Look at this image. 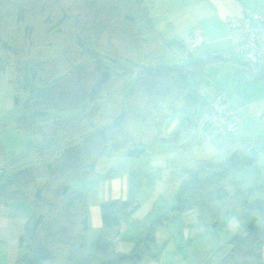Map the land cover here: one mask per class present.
I'll return each mask as SVG.
<instances>
[{
  "label": "trees",
  "instance_id": "1",
  "mask_svg": "<svg viewBox=\"0 0 264 264\" xmlns=\"http://www.w3.org/2000/svg\"><path fill=\"white\" fill-rule=\"evenodd\" d=\"M144 1L0 0V69L13 71L16 102L21 91L28 93L16 128L43 140L28 141L18 157L7 155L0 142V203L32 209L16 264H138L158 252L156 226L185 209L197 210L203 228L235 211L244 216L237 232L201 264H264V184L236 183L233 195L222 186L254 158H240L238 151L191 169L175 204L151 221L128 253H119L114 239L122 217L138 203L102 202L103 226L95 251L86 254V196L73 183L87 179L103 155L140 157L157 142L190 132L198 116H185L169 139L162 136L173 116L199 104L191 79L202 82L207 65L222 58L176 62L188 46L163 38ZM141 63L149 65L133 74ZM256 77L264 79V67ZM48 110L67 113L49 122L36 118Z\"/></svg>",
  "mask_w": 264,
  "mask_h": 264
},
{
  "label": "crops",
  "instance_id": "2",
  "mask_svg": "<svg viewBox=\"0 0 264 264\" xmlns=\"http://www.w3.org/2000/svg\"><path fill=\"white\" fill-rule=\"evenodd\" d=\"M144 3L156 30L166 41H182L189 46L195 35L202 37V44L193 51L191 61L214 51L229 52L236 57L235 60L219 58L207 65L206 70H215L213 78L205 83L211 87L209 92L201 96L194 90L200 97L198 108L184 109L173 116L162 136L169 139L185 116L194 120L200 113L202 101L217 91L225 92L243 121L235 132L209 140L195 141L188 131L178 138L157 142L140 157L125 153L100 157L94 172L72 185L86 196V254L95 251L103 226L102 202L128 199L138 203V209L122 217L121 232L114 239L115 249L128 253L135 241L147 234L151 221L175 204L178 186L190 171L187 166L194 169L205 162L221 161L238 151L240 158H254L223 180L225 192L235 194L236 183L245 187L264 184V79L242 71L243 55L239 57L233 52L238 43L229 36L225 23L227 17L243 16L248 10L264 15V0H145ZM183 55L179 58L185 62L188 59ZM230 60L233 63H229ZM31 214L32 209L27 204L0 203V264L17 263L20 236ZM243 217L235 211L215 227L203 228L199 225L197 210H182L156 226L158 252L138 264H201L237 232ZM261 255L264 262V244Z\"/></svg>",
  "mask_w": 264,
  "mask_h": 264
},
{
  "label": "built area",
  "instance_id": "3",
  "mask_svg": "<svg viewBox=\"0 0 264 264\" xmlns=\"http://www.w3.org/2000/svg\"><path fill=\"white\" fill-rule=\"evenodd\" d=\"M230 37L237 40L233 52L243 55L242 71L247 75L257 76L264 67V15L258 11H246L243 16H230L225 20ZM202 37L195 35L183 57L188 59L193 51L202 44ZM237 56V55H236ZM229 58V52H210L203 58ZM141 63L133 67V74L140 73L148 67ZM243 119L231 104L225 92L218 91L201 103L200 113L190 128V133L197 140L211 139L235 132ZM5 166L0 161V177Z\"/></svg>",
  "mask_w": 264,
  "mask_h": 264
},
{
  "label": "rangeland",
  "instance_id": "4",
  "mask_svg": "<svg viewBox=\"0 0 264 264\" xmlns=\"http://www.w3.org/2000/svg\"><path fill=\"white\" fill-rule=\"evenodd\" d=\"M238 56L241 57V55ZM175 57L176 62L177 60H183L179 58V55ZM191 60H194V58L190 57V59L188 58V60L185 62L187 63ZM229 63L233 62H231L230 60ZM213 69L214 68L206 70L203 83L195 82L191 79L193 90L197 91V93L201 96H203L204 94L206 95L210 90L209 88H211L210 86H206L205 83H208V80L213 78V73H215V70ZM12 78L13 71L10 67L0 69V142L2 143L3 150L7 155L18 157L25 152L28 141L33 140L36 144L41 145L43 143V140L41 137H34L33 135L19 131L16 128V120L19 116L25 113L24 102L28 98V93L25 91H21L19 93V102H16L15 88L12 82ZM23 81L24 80H22L20 83L22 84ZM31 113L33 112L29 111L28 115H30ZM65 113L67 112L62 113L59 111L48 110L42 116L38 115V117L36 118H40L42 122H49L65 117ZM0 161L3 162L5 166V162L2 160ZM187 168L191 170L190 168H193V166H187Z\"/></svg>",
  "mask_w": 264,
  "mask_h": 264
}]
</instances>
